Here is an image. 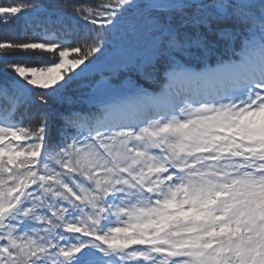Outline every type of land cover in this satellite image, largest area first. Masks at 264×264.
<instances>
[{
  "label": "snow or ice",
  "instance_id": "6c2138e0",
  "mask_svg": "<svg viewBox=\"0 0 264 264\" xmlns=\"http://www.w3.org/2000/svg\"><path fill=\"white\" fill-rule=\"evenodd\" d=\"M20 24L0 40V264H264V0L0 2ZM101 60L128 86L53 115Z\"/></svg>",
  "mask_w": 264,
  "mask_h": 264
},
{
  "label": "rangeland",
  "instance_id": "374dc122",
  "mask_svg": "<svg viewBox=\"0 0 264 264\" xmlns=\"http://www.w3.org/2000/svg\"><path fill=\"white\" fill-rule=\"evenodd\" d=\"M46 0H41L43 3ZM95 2L96 0H92ZM109 62L106 60L99 61L92 70L87 73L86 77L82 79L78 86L74 87L68 94L67 100H59L60 104L65 105L67 108H71L72 111H81V108H85L86 111L93 109V103L104 100L107 98V92L105 90L106 84H111L113 88H126L129 84V80L125 78L124 75H116L113 78L106 75L104 76L102 73H111L116 72L118 69L110 64L111 69H108ZM2 74H0V78ZM94 77H98V79L91 84V80ZM135 77H133V80ZM71 111V110H69Z\"/></svg>",
  "mask_w": 264,
  "mask_h": 264
},
{
  "label": "trees",
  "instance_id": "16d2710c",
  "mask_svg": "<svg viewBox=\"0 0 264 264\" xmlns=\"http://www.w3.org/2000/svg\"><path fill=\"white\" fill-rule=\"evenodd\" d=\"M0 2L7 3L8 0H0ZM82 2L94 5V4L99 3V0H96L95 2H93L92 0H82ZM43 3L47 4V3H49V0H46ZM24 32H25V29H24L23 24L13 25V26L6 28V29H0V40H5V39H7V40H24V39H26ZM84 35H85V33H83V32L79 33L80 37H83ZM73 39H76V37L74 36ZM110 64L111 63H109L108 69H111ZM116 73L118 75H122L119 69ZM2 78L3 77H1L0 79H2ZM97 79H98L97 77H94L91 80H89L88 82L91 81V84H93ZM140 82H142L145 86H147L149 88L155 89V88L159 87V85L149 84V83H145L143 81H140ZM63 108H64V105L60 104L57 101V102L52 103L50 111L53 113V115H55L56 113L67 111V109L65 110V108L64 109ZM55 123L57 126L59 125V121H55Z\"/></svg>",
  "mask_w": 264,
  "mask_h": 264
}]
</instances>
